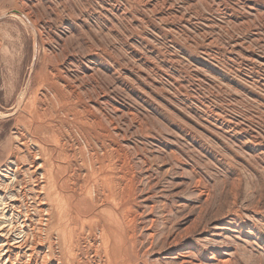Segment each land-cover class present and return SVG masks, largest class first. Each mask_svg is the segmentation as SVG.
I'll return each mask as SVG.
<instances>
[{
    "label": "rangeland",
    "instance_id": "374dc122",
    "mask_svg": "<svg viewBox=\"0 0 264 264\" xmlns=\"http://www.w3.org/2000/svg\"><path fill=\"white\" fill-rule=\"evenodd\" d=\"M57 74L131 165L138 264H264V0H0V167L56 148Z\"/></svg>",
    "mask_w": 264,
    "mask_h": 264
},
{
    "label": "bare ground",
    "instance_id": "6f19581e",
    "mask_svg": "<svg viewBox=\"0 0 264 264\" xmlns=\"http://www.w3.org/2000/svg\"><path fill=\"white\" fill-rule=\"evenodd\" d=\"M70 84L58 74L44 80L41 111L57 106L65 117L51 119L48 110L47 124L34 123V134L51 137L56 148L18 132L16 152L0 167V264L139 262L131 165L102 117ZM55 153L64 163L52 160ZM179 260L186 263L184 253Z\"/></svg>",
    "mask_w": 264,
    "mask_h": 264
}]
</instances>
